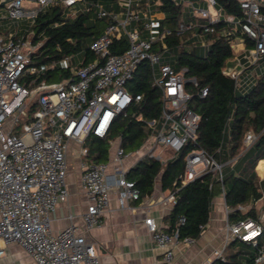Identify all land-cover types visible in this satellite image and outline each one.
<instances>
[{"label":"built area","instance_id":"1","mask_svg":"<svg viewBox=\"0 0 264 264\" xmlns=\"http://www.w3.org/2000/svg\"><path fill=\"white\" fill-rule=\"evenodd\" d=\"M87 0H0V21L10 19L16 29L0 26V257L5 255L11 242L22 246L37 264H102L95 243L69 225L58 232L52 228V213L60 202L67 200L68 148L71 141L79 145L82 168L81 183L88 196L87 210L82 214L88 229L97 226L108 211L112 193H116L121 208L132 207L142 195L127 172L143 158L165 162L195 142L201 116L191 106L192 91L199 88L204 97L208 87H200L199 79L188 74V67L176 69L169 57L167 44L154 50V43L170 33L161 29L165 11L152 9L142 12L141 0L119 1V9H109L97 2L99 17L109 23L89 49L94 60L84 65L71 61L73 53L50 63H35L33 54L40 45L35 43L33 25L37 15L49 5L61 2L70 15L75 16L77 2ZM115 0H112L114 3ZM150 4L151 0H147ZM184 4L189 11L206 22H182L179 31L201 25L206 32H214L215 24L225 21L233 56L227 61L224 73L242 85L248 67L261 65L264 57V0H235L241 16L228 14L218 7L217 0H204L206 7H198L196 0H172ZM124 9V10H121ZM29 20L30 28L21 32L20 19ZM126 36L129 46L123 51H111L116 39ZM207 46V42H202ZM242 53V58L240 54ZM82 54V53H81ZM83 55V54H82ZM81 62V64L84 61ZM149 62L153 85L159 91L160 112L145 118L142 111L133 110L143 94H132L128 83L138 66ZM60 66L69 71L59 80H47L43 73ZM143 121L145 138L135 149H127L121 135L114 138L113 127L120 115ZM90 135L117 140L113 155L104 161H94L89 155L87 139ZM257 138L249 132L245 138L248 148ZM168 154V155H167ZM136 157L130 166L126 161ZM237 158L230 159L232 165ZM227 163V162H225ZM202 147H194L185 154L182 184L214 172L223 181L224 164ZM222 195L226 206V237L215 249L214 257L225 259V250L234 240L257 244L262 223L252 218L236 222L229 220L230 208L226 201V187ZM264 196V195H263ZM176 194L170 191L160 200L174 205ZM238 209H243L241 205ZM259 219L264 212L257 211ZM180 222L185 221L181 216ZM156 244L165 248L159 264L174 260V243L179 230L168 232L160 228L153 217L144 220ZM206 225L201 226V231ZM256 233L254 236L250 235ZM182 240L193 242L187 236ZM211 263V259L208 260ZM246 264V263H244ZM251 264H264V245Z\"/></svg>","mask_w":264,"mask_h":264},{"label":"trees","instance_id":"2","mask_svg":"<svg viewBox=\"0 0 264 264\" xmlns=\"http://www.w3.org/2000/svg\"><path fill=\"white\" fill-rule=\"evenodd\" d=\"M144 1V0H141ZM156 1V0H155ZM103 3L109 9H119L112 0H87L78 9L75 16L69 14L63 3L58 2L42 10L33 25L32 38L40 42L33 54L35 63H50L73 53H82L81 65L94 60L95 54L89 49L90 43L102 34L109 23L107 18L99 17L95 4ZM218 7L228 14L241 16L239 4L235 0H217ZM157 8L165 11L161 29H169L164 40L154 43V50L167 44L166 57L171 59L176 69L188 67V74L199 79L200 87H208V93L202 97L199 88H190L192 99L190 106L200 114L198 136L182 152L165 162L153 158H143L134 165L127 177L136 183L142 196L151 195L156 178L161 175L163 189L176 194V202L167 216L169 231L179 230V238L196 239L201 235V226L210 221V212L215 197L222 194L223 183L226 187V201L230 208L229 220L236 222L252 218L262 223L257 244L240 240L231 241L225 250L222 264H251L259 249L264 245V219H259L257 210L252 207L243 212L239 205H250L264 195V178L257 171V165L264 159V71L243 89L235 79L224 73L227 61L233 56L230 26L225 21L215 24L214 32L204 31L201 25H195L184 32L179 31L182 22H200L189 9L172 0H160ZM202 42H207V46ZM129 46L126 36L111 44V51L123 52ZM203 51V52H200ZM260 64H264V57ZM69 71L60 66L48 69L42 75L47 80H59L68 76ZM132 94L141 93L143 99L133 110L142 111L145 118H152L160 112L159 91L153 85L149 62H142L134 78L128 83ZM249 132L257 135L255 141L246 148L245 138ZM121 135L127 149L139 147L145 138L143 121L120 115L114 124L112 137ZM108 139L90 135L87 139L89 155L94 161H104L109 155ZM194 147H202L218 161L223 163V181L216 173L208 172L186 184H182L181 175L185 168V154ZM237 158L233 163L230 159ZM264 212V205L262 207ZM181 216L185 217L180 222ZM240 241V242H239ZM239 244V245H237Z\"/></svg>","mask_w":264,"mask_h":264},{"label":"crops","instance_id":"3","mask_svg":"<svg viewBox=\"0 0 264 264\" xmlns=\"http://www.w3.org/2000/svg\"><path fill=\"white\" fill-rule=\"evenodd\" d=\"M151 2H154V6L149 4V7L153 10L158 9L160 0H151ZM242 56L241 53L240 57ZM249 68L251 67H248L243 75V89L255 80ZM78 150L77 142L71 141L68 148L67 174L69 195L67 200L60 202L57 210L52 213L53 231L58 232L71 224L77 226L79 233L83 234L89 242L95 243L102 264H159L165 248L154 242L144 220L146 217H153L161 229L172 232L169 231L167 216L173 206L160 200L167 196L170 190L163 189L161 175L156 178L152 194L132 202L131 209L121 208L118 203V194L112 193L108 211L105 212L101 222L88 229L82 216L87 210L88 196L81 183L80 160L82 159ZM136 160V157H130L126 164L130 166ZM257 171L260 177L264 178V174L258 169ZM224 198L222 194L214 198L210 221L197 240L185 242L181 238L174 243V260L171 264H222L218 258L214 257L213 252L223 245L226 237L227 214ZM263 205L264 196L250 205H241L243 209L240 210L246 212L254 207L257 211H263ZM210 259L211 263H208ZM0 264H37V262L22 246L11 242L5 255L0 257Z\"/></svg>","mask_w":264,"mask_h":264},{"label":"rangeland","instance_id":"4","mask_svg":"<svg viewBox=\"0 0 264 264\" xmlns=\"http://www.w3.org/2000/svg\"><path fill=\"white\" fill-rule=\"evenodd\" d=\"M119 1H124V0H115L114 3L118 5ZM134 1H137V0H134ZM196 1H197L196 3H197L198 7H206L207 6L206 2L204 0H196ZM150 4L153 5L154 2H151ZM77 5H78V7L84 6L85 2L84 1H78ZM183 6H184V8L190 9L186 3H184ZM141 8H142V12L149 10V3L147 0L141 1ZM121 10H124V9H121ZM3 11H4L3 8H0V14H2ZM19 21L21 24V27H20L21 32H25L27 29L30 28L29 20L23 18V19H20ZM200 22H206V21L203 19H200ZM12 24H14V23L10 19H3L2 21H0L1 29L2 28H5L6 30L16 29V26H13ZM200 52H203V51H200ZM82 60H83V55L81 53H79V54H77V56H75V58L71 61V63L74 65H80ZM249 69H250V71H252L253 78L256 79L257 76H259L261 74V72L264 71L263 70L264 64L252 66ZM116 143H117V140H113V143L111 142V144H109V155L110 156L113 155V153H114Z\"/></svg>","mask_w":264,"mask_h":264},{"label":"bare ground","instance_id":"5","mask_svg":"<svg viewBox=\"0 0 264 264\" xmlns=\"http://www.w3.org/2000/svg\"><path fill=\"white\" fill-rule=\"evenodd\" d=\"M257 169L260 171V173L264 174V160H260ZM256 233L250 235V237L254 236Z\"/></svg>","mask_w":264,"mask_h":264}]
</instances>
